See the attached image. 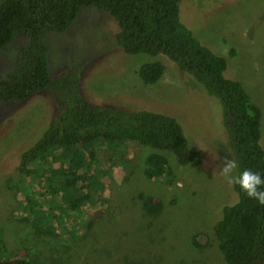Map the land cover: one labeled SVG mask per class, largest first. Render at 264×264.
Here are the masks:
<instances>
[{"label":"rangeland","instance_id":"374dc122","mask_svg":"<svg viewBox=\"0 0 264 264\" xmlns=\"http://www.w3.org/2000/svg\"><path fill=\"white\" fill-rule=\"evenodd\" d=\"M179 7L180 20L201 43L226 57V76L239 80L260 109L264 148V0H181ZM116 30L107 11L82 7L67 30L46 34L50 76L74 67L80 91L91 103L174 116L200 160L182 165L171 150L130 140L105 142L97 161H88L79 207H63L60 188L51 177L53 170L68 163L63 149L34 163L29 174L17 169L18 157L38 138L40 133H34L41 130L43 119L59 112L63 102L49 92H37L19 102L1 103L4 255L26 257L33 264H227L214 224L222 207L234 203L237 195L220 174L222 159L234 160L222 128L221 105L165 55L125 53L115 44ZM21 42L18 37L0 52V78L10 70ZM156 60L164 65V73L146 84L138 68ZM151 152L166 157L171 170L167 180L165 171L153 179L144 175ZM69 155L87 158L77 148ZM48 187L57 189L51 194ZM141 196L159 202L152 205L154 212H144ZM38 208L47 211L44 231L32 222Z\"/></svg>","mask_w":264,"mask_h":264},{"label":"trees","instance_id":"16d2710c","mask_svg":"<svg viewBox=\"0 0 264 264\" xmlns=\"http://www.w3.org/2000/svg\"><path fill=\"white\" fill-rule=\"evenodd\" d=\"M180 1L0 0V52L22 38L15 46L10 70L0 78V104L19 102L37 92H49L64 104L59 112L43 119L41 130L34 133H40L38 138L18 157L17 169L29 174L34 163L45 162L49 153L63 149L62 156L68 163L51 172L54 186L60 188L63 207H79L81 202L76 201L86 187L88 163L97 161L105 142L130 140L137 145L171 150L182 165L200 160L199 152L190 145L174 116L150 109L91 103L80 91V74L74 67L58 77L50 76L46 34L67 30L82 7L103 9L114 18L115 44L125 53L165 55L216 97L222 108L223 132L238 163L233 174L252 169L264 177L260 109L239 80L226 76V57L201 43L180 20ZM163 73L164 65L158 60L138 68V75L146 84L157 82ZM75 148L85 152L88 159L70 156ZM160 171H165L163 177L167 180L171 170L166 157L160 152L147 154L144 175L153 179L161 175ZM56 187H48L47 191L55 193ZM232 187L237 199L222 207L214 224L218 249L227 264H264V205L249 198L239 185ZM140 198L144 212H154L152 205L157 202L149 196ZM46 216L44 209L34 211L32 222L37 230H45ZM4 248L0 236V264H33L26 257H6Z\"/></svg>","mask_w":264,"mask_h":264},{"label":"clouds","instance_id":"9594fccd","mask_svg":"<svg viewBox=\"0 0 264 264\" xmlns=\"http://www.w3.org/2000/svg\"><path fill=\"white\" fill-rule=\"evenodd\" d=\"M221 176L229 185H239L246 195L264 205V177L258 171L245 169L238 175L234 171L238 168L237 161L224 157L222 159Z\"/></svg>","mask_w":264,"mask_h":264}]
</instances>
